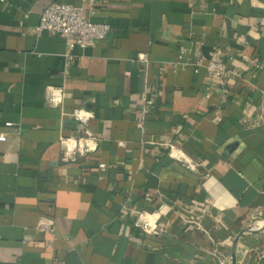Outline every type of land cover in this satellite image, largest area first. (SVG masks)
<instances>
[{
  "label": "crops",
  "instance_id": "crops-1",
  "mask_svg": "<svg viewBox=\"0 0 264 264\" xmlns=\"http://www.w3.org/2000/svg\"><path fill=\"white\" fill-rule=\"evenodd\" d=\"M55 2L111 31L66 58L30 32ZM181 48L226 74L172 68ZM75 109L99 142L65 161L63 139L85 136ZM0 135V264H230L254 224L237 264H264V0H0ZM161 208V233L136 225Z\"/></svg>",
  "mask_w": 264,
  "mask_h": 264
},
{
  "label": "built area",
  "instance_id": "built-area-1",
  "mask_svg": "<svg viewBox=\"0 0 264 264\" xmlns=\"http://www.w3.org/2000/svg\"><path fill=\"white\" fill-rule=\"evenodd\" d=\"M194 3L196 0H189ZM111 27L106 23H94L84 18L83 8L74 4L52 3L46 7L40 15L39 24L30 32L33 34H41L47 32L53 36H57L63 39L66 43L67 51L66 58L70 60H76V49L84 50L88 48H94L96 44L104 40ZM186 51L181 48L177 60L170 62L169 65L172 68L192 66L195 69H204L206 75L215 79H222L227 72V66L223 62L215 60H206L201 57L196 62L185 59ZM139 59L144 63L149 62V58L146 54H141ZM66 93L61 88H50L48 95V103L52 107L59 106L63 103ZM73 118L80 123L84 129L85 136L74 139L64 138L62 146L64 148L63 159L65 161H76L79 157L94 153L97 150L99 140L90 135H86L88 121L91 115L80 109H75L72 113ZM8 127L12 124L8 123ZM6 140L5 135H0V141ZM168 155L185 165L188 168H196V165L186 158L182 149L175 144H171L168 150ZM100 169H104L105 165L101 164ZM166 214L165 208H161L156 211H141L137 212L135 223L144 232L150 235H156L162 231L159 229L158 222L163 215ZM191 221V220H190ZM192 223L195 221H191ZM199 226V223H195ZM40 231L45 233H53L54 228L52 225H43L40 227ZM47 248H51V243H46ZM51 264H65V261L60 256H55Z\"/></svg>",
  "mask_w": 264,
  "mask_h": 264
},
{
  "label": "water",
  "instance_id": "water-1",
  "mask_svg": "<svg viewBox=\"0 0 264 264\" xmlns=\"http://www.w3.org/2000/svg\"><path fill=\"white\" fill-rule=\"evenodd\" d=\"M262 226L264 227V220H262ZM264 230V228H263ZM258 230L256 229V224L242 230L240 233H238L232 243V248H231V263L230 264H237V257H236V252L238 249V244L242 238H244L248 234L256 233Z\"/></svg>",
  "mask_w": 264,
  "mask_h": 264
}]
</instances>
